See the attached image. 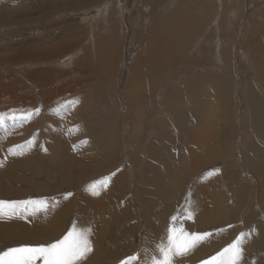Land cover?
I'll list each match as a JSON object with an SVG mask.
<instances>
[{"label":"rangeland","instance_id":"1","mask_svg":"<svg viewBox=\"0 0 264 264\" xmlns=\"http://www.w3.org/2000/svg\"><path fill=\"white\" fill-rule=\"evenodd\" d=\"M152 1L144 3V0H105V3L96 6L95 9L83 8V10L62 12L53 17L44 18L43 23V18L39 19L40 17L35 16L33 21L21 23L20 26L23 25L27 30L26 34H15L9 39L2 35L14 27L19 29L20 26L0 27V75L9 73L7 79L13 75L14 78L11 77V79L16 85L25 83L27 86L25 88L22 85L19 88V95L27 94L33 97L30 106L17 110L14 114H12L14 112L12 109L0 113V116L4 118V123L0 125L1 153L11 154L9 149L12 146L25 144L30 139L35 140L34 145L25 149L26 160L17 166L16 176L6 180L7 186L15 194L0 192V200L21 201L30 198H47L51 205L46 211L30 215L26 219L23 216L0 218V250L20 245H40L54 242L62 238L75 224L79 229H91L88 238L92 244V251L78 264H120L121 260L137 252L140 253L138 264H151V257L158 255L157 245L161 242L166 243L167 229L171 223L170 218L177 215L182 218V221H178V223L183 222L187 231L212 232L213 235L187 255L175 257L173 264H200L202 260L226 247L241 232L248 231L250 224L254 226L255 234L250 236L253 237L251 238L252 241L249 237L243 243V249H247L244 250L241 264H259L258 258H260L259 261H264V251L258 247L261 245V240L264 239V202L262 200L264 180L260 177L264 170L259 175L255 171L257 168H254L245 157L244 150L246 151V143L251 135V127H247V123L242 124L240 120L241 115L245 113V109L240 106V95L243 94L244 86L256 79L257 76L256 70L251 65L250 54H247L250 43L245 45L246 32L244 31L245 28L247 31L254 27L258 28L260 25L262 26L261 23H264V0H156V5L154 4L155 0ZM32 2L35 3L36 0H32ZM104 4L108 8L105 10L106 12L103 11ZM6 5L0 1V8H4ZM219 5L222 7L220 8ZM28 6L29 4L24 0H13L10 5H7L10 8L16 7L21 12L27 11ZM25 7L27 8L25 9ZM114 9L115 11H113ZM36 17L37 19H35ZM256 18L257 21L259 18L260 24L256 23L257 21L254 23ZM215 19L218 20L215 21ZM119 20L120 22H118ZM64 22L81 23L80 29L88 31L87 36L84 37L83 45L73 44L70 49L61 51L62 55L58 53L55 57L38 61L39 65L35 61H31V63L30 61L23 63L2 61L4 57L13 56L16 53L22 54L15 47L23 41L21 38L27 34L25 41L32 42L38 37L45 38L48 43L43 44V46L49 48L51 45L53 47L55 44L61 45L72 42L75 39L76 29H71L72 35H64L62 32L65 27ZM195 27L200 28L199 31ZM209 27L211 28L209 29ZM52 36L56 38L52 39ZM106 37L109 39L108 41ZM151 37L153 41L151 40L152 42L149 44ZM222 38L223 40H220ZM204 40H207V44ZM8 42H11V46L8 45ZM208 43L212 44L209 45ZM156 44L159 47L160 44H163L164 47L159 48ZM216 45L222 48L227 45L223 48L229 51L223 61L226 62V65L223 64L222 58H217L221 50ZM198 47L200 48L198 49ZM206 49L209 51V57L204 54L205 60L202 59L203 56L199 51L205 53L207 52ZM197 50L200 56L196 53ZM108 51H114V54H117V58L115 56L113 60L115 62L114 67L112 65L107 66L109 64L107 60L111 57ZM156 51L158 54L162 51L160 53V55L162 54L160 58L162 63L165 64L166 62L167 66H177L175 73L178 76H169L166 79L167 82L161 81L163 84L157 85L159 90L157 89V94H155L153 93V83H151L152 89L149 88L151 91L147 87L149 86V77L140 74L142 75L140 81L143 82L144 80V83L139 88H144L140 91L141 93H137L130 88V82L133 78L132 70L139 62L147 67L149 64H151L149 66H153L155 61L149 54H157ZM65 53L69 58L62 61L59 57ZM84 53H86V57L93 54L90 58L93 59L94 57V61L92 60L94 63L86 60L88 57L84 58ZM85 65L88 67L89 72H87L90 73L87 76L77 71L79 69L86 70ZM38 66L48 68L47 71L43 72L46 76L48 75L49 79H45L46 81L53 80V82L50 80V86L37 81L33 86H30V82L32 84V81L40 78V75L42 79L47 78L44 74L33 72ZM111 67L114 69L112 70ZM49 70L51 75L48 73ZM94 72L100 75H98L99 78ZM25 73L27 77L24 76ZM211 73L227 74L232 80L230 82L232 84L230 101L235 104V107L229 108L230 113L227 118L229 125L226 126V122L223 121L222 123L217 122L218 115L221 113L218 114L219 111L211 107L208 100L200 98V108L202 107L201 112L204 114L197 116L198 119L200 117L198 122L190 121L191 124L187 123L191 125H188V130L191 131H188L190 135L185 137V141H183L179 127L170 118L172 113L165 110V108L168 109V106L165 107L167 104L165 99L167 100L170 93L175 94L177 90L181 89V83L184 81L186 83L191 76ZM161 76H159L160 79L163 78ZM15 84L13 83V88L7 87L13 90ZM37 85L43 86L47 90L44 89L45 91H43ZM63 85L66 92L74 91L76 93L71 96L68 93V96L62 95L60 97L51 93L47 94L50 88H59ZM3 86L5 87L4 84ZM166 88L169 90L168 92ZM88 89L92 93H87ZM147 90L148 94L152 92L153 95L152 93V96L149 94L146 101L141 97ZM138 94L141 97L136 98ZM83 95L87 97L82 99ZM132 96L133 100L134 98L136 101L140 100L141 106L139 108L137 105L135 108L130 103ZM186 96L187 94L182 95L181 104L183 106L190 104V100L188 101L189 98ZM175 101L174 99L175 105L171 103L169 106L174 111L178 104ZM184 101L186 103H183ZM66 106L68 109L74 107V110L69 111ZM129 107L133 109L130 110ZM27 113H32L34 118L24 119L23 116ZM187 114H189L188 110ZM131 115L133 117L137 115V117L134 119ZM113 116L114 118H112ZM50 117L56 118L57 122L51 120ZM159 119L167 123L166 126H161L160 134L163 133L164 135H159L153 124ZM24 121H28L26 122L28 125L19 123ZM73 122L74 124H72ZM109 122H111L110 125ZM60 123L64 126H60ZM57 128H61L64 139L66 136V140H69L68 142L65 140L66 147L62 143L65 141L51 139L52 135L57 133ZM70 132H74L75 137L70 135ZM67 135L74 137L73 140L71 141ZM204 135L207 137L203 138ZM9 136H14L10 143H8ZM196 136L197 138H195ZM179 137L181 142H179ZM161 140L168 142L166 145L171 146L169 151L171 154L173 153L169 155L170 153L163 152L164 157L167 156L168 161L172 162L170 166L173 167V170L169 167L168 173L164 170L167 168L164 166L167 163L159 153L158 146H161ZM90 142L93 144L92 146ZM65 149L70 150L74 156L64 157ZM14 151L18 152L19 149ZM215 152L220 155L215 156ZM158 159L163 162H158ZM16 160L17 158H15L12 166ZM87 160H90V165L96 162L95 165H99V168L91 171V173L85 172L84 175H81L79 173L81 166L78 164L82 162L84 164ZM151 160H155V163L151 164L162 171L159 176L161 178L159 184L157 176L155 180H149L150 183H148V164ZM66 167H71L74 170L69 176L68 172L62 171ZM23 175L25 176L23 177ZM114 177H116V181ZM81 179H83L82 183H80ZM93 183L98 186V195L93 194L89 188ZM235 183H240L238 192L233 189ZM18 191L22 193H16ZM65 193H72V195L65 198ZM235 193L239 194L238 198L235 197ZM64 204H66L67 209L62 210ZM189 210L192 212V219H183L185 212ZM63 215H65L64 218ZM249 218H253V220L250 221ZM26 224L29 228H26ZM258 224L261 229L257 227ZM54 226H58L57 231L54 234H48L47 231L54 230ZM44 230L46 231L44 232ZM23 233L26 234L23 236ZM258 233L262 236H257ZM260 264H264V262H260Z\"/></svg>","mask_w":264,"mask_h":264},{"label":"bare ground","instance_id":"2","mask_svg":"<svg viewBox=\"0 0 264 264\" xmlns=\"http://www.w3.org/2000/svg\"><path fill=\"white\" fill-rule=\"evenodd\" d=\"M1 2H4V3H6L7 5H10V2L11 1H13V0H0ZM34 1V0H33ZM146 1L148 2V1H152V0H144V3H146ZM154 1V0H153ZM152 1V2H153ZM167 1V0H166ZM235 1V0H234ZM238 1V0H237ZM24 2H27V4H29V6H28V10L27 11H23V12H21V11H19L16 7H7V5L6 6H4V8H0V27L1 26H12V27H14V26H20L21 25V23L23 24L24 22H26V21H29V20H32V19H34L33 17H35V16H38V17H40L39 19H41V18H43L42 20V23L44 22V18H50V17H53L55 14H60V13H62V12H68V11H73V10H83V8L85 9V8H96V6L98 7L99 5L101 6L102 5V3L104 2L105 3V0H36V2L34 3V2H32V0H24ZM158 2V1H157ZM107 3V2H106ZM160 3V2H159ZM224 3V2H223ZM233 3V2H232ZM236 3V2H235ZM25 4V3H24ZM149 4V3H148ZM155 5H156V0H155V3H154ZM237 4V3H236ZM181 5V4H180ZM224 5H225V3H224ZM145 6V5H144ZM225 6H227V4L225 5ZM224 6V7H225ZM216 7V6H215ZM219 7H220V5H219ZM219 7H216V8H219ZM221 7H222V5H221ZM220 7V8H221ZM228 7V6H227ZM226 7V8H227ZM232 7V6H231ZM234 7V6H233ZM236 8H237V6H235ZM27 7H25V9H26ZM100 8V7H99ZM212 8V7H211ZM225 8V9H226ZM21 9V8H20ZM108 8H107V5L106 4H104V7H103V11L104 12H106L105 10H107ZM157 9V8H156ZM224 9V8H223ZM232 9V8H231ZM234 9V8H233ZM97 10V9H96ZM119 10V9H118ZM227 10V9H226ZM236 10V9H235ZM91 11H93V10H91ZM112 11V10H111ZM113 11H115V9L113 10ZM117 11V10H116ZM124 11V10H123ZM158 11V10H157ZM221 11V10H220ZM225 11V10H224ZM232 11V10H231ZM75 12V11H74ZM79 13H80V11H78ZM85 12V11H84ZM86 12L88 13V11L86 10ZM85 12V13H86ZM205 12H207V10H205ZM222 12V11H221ZM220 12V13H221ZM225 12H227V11H225ZM225 12H223V13H225ZM145 13H146V11H145ZM158 13V12H157ZM218 13V12H217ZM222 13V14H223ZM82 14V13H81ZM206 14V13H205ZM208 14V13H207ZM213 14V13H212ZM226 14V13H225ZM118 15V14H117ZM221 15V14H220ZM227 15V14H226ZM93 16V15H92ZM91 16V17H92ZM103 16V15H102ZM109 16H110V14H109ZM116 16V15H115ZM217 16V15H216ZM224 16V15H223ZM118 17V16H117ZM256 17V16H255ZM119 18V17H118ZM159 18V17H158ZM195 18V17H194ZM203 18V17H202ZM219 18H221V17H219ZM224 18V17H223ZM35 19H37V17L35 18ZM157 19V18H156ZM200 20V19H199ZM216 20H218V19H215V21ZM224 20V19H223ZM222 20V21H223ZM33 21V20H32ZM64 21V20H63ZM72 21V20H71ZM70 21V22H71ZM77 21V20H76ZM155 21V20H154ZM157 21V20H156ZM177 21H179V20H177ZM257 21V18H256V20H254V23ZM258 21H259V18H258ZM256 22V23H259V22ZM261 21V20H260ZM67 22V21H66ZM66 22H64L65 23V27H64V29H63V34L64 35H68V34H71L70 32H71V29H76L75 31V36H74V40H72V42L70 41V43L69 42H66V43H63V44H61V45H57V44H55L53 47H52V45L50 46L51 48H49V47H44L43 46V44H47L48 43V40H45V38H35V39H33L32 40V42H28V41H25V37H27L28 36V34L27 35H25L24 37H22L21 38V40H23L21 43H19V45L17 46V47H15L16 49H18V51H20V52H22V54L21 55H19L18 53H16V54H14L13 56L12 55H10V56H7V57H4L3 59H2V61L3 60H7V61H18V62H25V61H30V63H31V61H35V62H37V65H39L38 64V61H43L44 59H47V58H50V57H55L56 56V54H58V53H60L61 51H63V50H67V49H70L71 48V45H73V44H79V45H83L82 43H83V41H85L84 40V37L85 36H87V34H88V31L86 30V29H80V24L79 23H74V22H72V24H70V22L69 23H66ZM107 22V21H106ZM109 22V21H108ZM118 22H120V20L118 21ZM176 22V21H175ZM200 22V21H199ZM219 22V21H218ZM218 22H216V23H218ZM220 22H221V20H220ZM252 22V21H251ZM47 23V22H46ZM122 23H123V21H122ZM142 23H143V21H142ZM174 23V22H173ZM208 23V22H207ZM215 23V22H214ZM223 23H225V22H223ZM48 24V23H47ZM110 24H111V22H110ZM177 24V23H176ZM199 24V23H198ZM260 24V23H259ZM262 24V26L260 25L258 28H255L254 27V25H253V29H250V30H247L246 31V28H245V31L244 32H246V35H245V33H244V35L246 36V39H245V45L246 44H249V47H248V52L249 53H247V54H250V59H251V65H252V68L253 69H255L256 70V74H257V76H256V79H254L253 81H251L249 84H247V85H245L244 86V89H243V94L242 95H240V97H241V105L240 106H242L241 108H243V109H245V115L243 114V115H241L242 116V118H240V120H241V122H242V124H248V125H246L247 127H251V135H250V138H249V140L247 141V143H246V151L244 150V154H245V157H246V159H247V161L250 163V164H252L253 166H254V168H257V169H255V171H257L258 173H259V175H260V173H263V170H264V23H261ZM26 25V24H25ZM24 25V26H25ZM107 25V24H106ZM123 25V24H122ZM205 25V24H204ZM213 25V24H212ZM220 25V24H219ZM223 25V24H222ZM221 25V26H222ZM225 25V24H224ZM223 25V26H224ZM90 26V25H89ZM111 26H112V24H111ZM124 26V25H123ZM179 26V25H178ZM196 26V25H195ZM202 26V25H201ZM222 26V27H223ZM243 26V25H242ZM244 26H245V24H244ZM250 26V25H249ZM257 26V25H256ZM21 27H23V25L22 26H20V28L19 29H17V27H14L13 29H16L15 31L13 30V29H11L10 31H8V32H5V34L4 35H2V36H4L5 38H7V39H9L12 35H24V34H26V32H27V30H26V28L25 27H23V28H21ZM121 27V26H120ZM134 27V26H133ZM161 27V26H160ZM177 27V26H176ZM180 27V26H179ZM191 27V26H190ZM213 27L215 28V26L213 25ZM221 27V28H222ZM247 27V26H246ZM251 27V26H250ZM250 27H248V28H250ZM25 28V29H24ZM113 28V27H112ZM181 28V27H180ZM189 28V27H188ZM196 28V27H195ZM195 28H193V29H195ZM206 28V27H205ZM211 27H209V29H210ZM220 28V29H221ZM228 28V27H227ZM243 28V27H242ZM130 29V28H129ZM183 29V28H182ZM197 30L198 29H200V28H196ZM202 29V28H201ZM219 29V28H218ZM222 29H224V27L222 28ZM30 30H31V28H30ZM62 30V29H61ZM81 30V31H80ZM94 30V29H93ZM121 30H122V28H121ZM190 30V29H189ZM233 30V29H232ZM33 31H36L35 29H33ZM80 31V32H79ZM173 31V30H172ZM176 31V30H175ZM194 31V30H193ZM196 31V30H195ZM194 31V32H195ZM199 31V30H198ZM197 31V32H198ZM217 31V30H216ZM216 31H214V32H216ZM222 30H220V32H221ZM143 32V31H142ZM192 32V31H191ZM193 32V33H194ZM200 32H202L201 30H200ZM223 32V31H222ZM232 32H234V31H232ZM79 33V34H78ZM108 33H110L109 32V30H108ZM113 33V32H112ZM155 33V32H154ZM193 33H191V34H193ZM90 34V33H89ZM156 34V33H155ZM210 34H212V33H210ZM72 35V34H71ZM92 35V34H91ZM109 35V34H108ZM111 35V34H110ZM195 35V34H194ZM203 35H205L204 33H203ZM213 35V34H212ZM212 35H211V37H212ZM221 35V34H220ZM61 36V35H60ZM88 36H90V35H88ZM107 36V35H106ZM113 36H116V35H114L113 34ZM159 36V35H158ZM188 36V35H187ZM197 36H200V35H197ZM53 38L52 39H54V38H56L55 36H52ZM68 37V36H67ZM67 37H65L66 39H67ZM71 37V36H70ZM69 37V38H70ZM73 37V36H72ZM108 37V36H107ZM106 37V38H107ZM134 37H135V35H134ZM141 37V36H140ZM178 37V36H177ZM203 37V36H202ZM210 36H209V38H211ZM223 37H225V36H223ZM88 38V37H87ZM109 38H110V36H109ZM111 38H112V35H111ZM143 38V37H142ZM152 38V37H151ZM150 38V40H149V44H150V42H152L153 41V38L151 39ZM190 38H192V37H190ZM103 39V38H102ZM105 39V38H104ZM140 39V38H139ZM155 39H157V38H155ZM159 39V38H158ZM203 39V38H202ZM205 39V38H204ZM217 39V38H216ZM226 39V38H225ZM100 40V39H99ZM109 39L107 38V41H108ZM152 40V41H151ZM183 40V39H182ZM207 40H209V39H207ZM207 40H204V42H205V44H207ZM220 40H223V38L222 39H220ZM59 41V40H58ZM116 41V40H115ZM156 41V40H155ZM177 41V40H176ZM189 41V40H188ZM196 41H197V39H196ZM210 41H212V40H210ZM214 41V40H213ZM216 41V40H215ZM219 41V40H218ZM228 41V40H227ZM86 42H87V40H86ZM98 42H100V41H98ZM102 42V41H101ZM182 42V41H181ZM199 42H200V40H199ZM220 42V41H219ZM115 43H117L118 44V42H115ZM148 43V42H147ZM160 43V42H159ZM226 43V42H225ZM241 43V42H240ZM10 44V45H9ZM53 44V43H52ZM100 44H102V43H100ZM111 44H113L112 42H111ZM164 44V43H163ZM163 44L161 45L160 44V47L158 46V44H156V46H158L159 48H161V46H163ZM178 44V43H177ZM199 44V43H198ZM209 44V43H208ZM210 44H212V43H210ZM209 44V45H210ZM214 44V43H213ZM220 44V43H219ZM223 44H224V42H223ZM8 45L9 46H11V42H8ZM75 45V46H76ZM116 45V44H115ZM121 45V44H120ZM154 45H155V43H154ZM153 45V46H154ZM170 45V44H169ZM168 45V46H169ZM189 45H190V43H189ZM192 45H194V44H192ZM225 45V44H224ZM230 45V44H229ZM242 45V44H241ZM244 45V44H243ZM147 46H148V44H147ZM179 46V45H178ZM199 46H200V44H199ZM204 46V45H203ZM208 46V45H207ZM218 48L220 47V46H218V45H216ZM223 46V45H222ZM13 47V46H12ZM82 47V46H81ZM80 47V48H81ZM110 47V46H109ZM121 47H123V46H121ZM145 47V46H144ZM150 47V46H149ZM151 47H152V45H151ZM164 47V46H163ZM162 47V48H163ZM185 47V46H184ZM195 47V46H194ZM225 47H227V45L225 46ZM224 46H223V48H225ZM243 47V46H242ZM8 48H10V47H8ZM7 48V49H8ZM74 48V47H73ZM86 48V47H85ZM116 48V47H115ZM120 48V47H119ZM154 48V47H153ZM159 48H158V51H159ZM193 48V47H192ZM200 47H198V49H199ZM204 48V47H203ZM208 48H209V46H208ZM207 48V49H208ZM222 47H220V50H221V52L220 53H218V56H217V58L219 57V58H222L221 60H222V62L224 61V57L226 58L227 57V55H228V53H229V51H228V49L227 50H224ZM244 48H245V46H244ZM82 49V48H81ZM101 49V48H100ZM107 49V48H106ZM118 49V48H117ZM155 49H157V48H155ZM167 49V48H166ZM196 49H197V44H196ZM207 49L205 50V51H207ZM210 49V48H209ZM216 49V48H215ZM215 49H214V51H215ZM87 50H88V48H87ZM122 50V49H121ZM146 50H147V48H146ZM151 50V52H152V49H150ZM161 50H163V49H161ZM176 50V49H175ZM203 50V49H202ZM219 50V51H220ZM247 50V49H246ZM69 51V50H68ZM73 51V50H72ZM158 51H156L157 52V54L156 53H150L149 55H151L153 58V60L155 61L154 62V65L153 66H149V65H151V64H149L148 65V67L146 66V65H142L140 62V64L139 63H137L135 66H134V68H133V78H132V82H130V88L131 89H133V90H135V92H137V93H139L141 90H142V88H144V87H142V88H139V86L142 84V83H144V80H143V82H141L140 80V76H148L149 78V80H148V84H149V86H147L148 87V89L151 87V83H153V88H154V91H153V93H155V94H157V91L159 90L158 89V86H159V84H161L162 82L161 81H164L165 80V82H167L166 81V79H168L169 78V76L170 77H173V76H178L177 75V73H175V71H176V67L175 66H167L166 65V62H165V64L164 63H162V61H160V58H161V56H162V54L160 55V53H162V51L158 54ZM196 51V50H195ZM204 51V50H203ZM211 51V50H210ZM98 52V51H97ZM105 52V51H104ZM109 52V51H108ZM117 52V51H116ZM115 52V53H116ZM164 52V51H163ZM166 52V51H165ZM202 51H199V53L200 54H202L201 56H203L204 54H205V56H208L209 57V51H207V52H205V53H201ZM70 53V52H69ZM92 53V52H91ZM103 53V52H102ZM110 54H111V57L109 58V57H106L108 60V62L107 63H109V64H107V66L108 65H112V67H114V57L117 55H115L114 54V51L112 52V51H110L109 52ZM144 53V52H143ZM196 53H198V50H197V52ZM199 53H198V55H199ZM213 53V52H212ZM216 53H217V50H216ZM222 53V54H221ZM10 54H12V53H10ZM61 54V53H60ZM94 54H96V53H94ZM119 54V53H118ZM211 54V53H210ZM62 55V54H61ZM93 55V54H92ZM92 55L90 56V57H92ZM103 55H106V54H103ZM148 55V54H147ZM156 55H157V57H156ZM160 55V56H159ZM171 55V54H170ZM181 55V54H180ZM195 55V54H194ZM197 55V54H196ZM197 55V56H198ZM215 55V54H214ZM200 56V55H199ZM205 56H203L202 57V59L205 57ZM216 56V55H215ZM230 56V55H229ZM228 56V57H229ZM88 57V58H87ZM86 57V53H84V58H87L86 60H88L89 62L90 61H94V57H93V59H91L89 56H87ZM99 57V56H98ZM164 57V56H163ZM171 57H173V56H171ZM181 57V56H180ZM211 57V56H210ZM59 58H61V60L62 61H66L68 58H69V56L65 53V55H63V56H61V57H59ZM83 58V59H84ZM116 58H117V56H116ZM148 58V57H147ZM170 58V57H169ZM176 58V57H175ZM187 58V57H186ZM54 59H56V58H54ZM91 59V60H90ZM101 59H102V57H101ZM148 59H150V58H148ZM165 59V58H164ZM188 59V58H187ZM195 59V58H194ZM199 59V58H198ZM201 59V58H200ZM205 59V58H204ZM208 59V58H207ZM228 59V58H227ZM206 60V59H205ZM209 60V59H208ZM46 61V60H45ZM51 61V60H50ZM85 61V60H84ZM84 61H83V65L85 64L84 63ZM92 61V62H93ZM96 61V60H95ZM116 61V60H115ZM148 61V60H147ZM164 61V60H163ZM166 61V60H165ZM178 61V60H177ZM184 61V60H183ZM186 61V60H185ZM188 61H189V59H188ZM197 61H199V60H197ZM220 61V60H219ZM135 62V61H134ZM170 62V61H169ZM172 62V61H171ZM173 62H174V60H173ZM7 63V62H6ZM10 63V62H9ZM29 63V62H28ZM44 63V62H43ZM91 63V62H90ZM94 63V62H93ZM150 63V62H149ZM193 63V62H192ZM198 63V62H197ZM220 63V62H219ZM33 64V63H32ZM86 64H88V63H86ZM199 64V63H198ZM208 64V63H207ZM207 64H205V65H207ZM223 64L224 65H226V62H223ZM36 65V66H37ZM89 65V64H88ZM172 65V64H171ZM177 65V64H176ZM205 65H203V67H205ZM223 65V66H224ZM30 66V65H29ZM35 66V67H36ZM86 66V70H81V69H79V70H77L78 72H80V73H82V75H89L90 73H88L89 71L87 70V65H85ZM104 66V65H103ZM189 66V65H188ZM200 66V65H199ZM105 67V66H104ZM111 67V68H112ZM196 67V66H195ZM209 67V66H208ZM226 67V66H225ZM11 68V67H10ZM78 68V67H77ZM96 68V67H95ZM94 68V69H95ZM103 68V67H102ZM189 68V67H188ZM193 68V67H192ZM30 69V68H29ZM28 69V70H29ZM32 69V68H31ZM61 69V68H60ZM92 69H93V67H92ZM97 69V68H96ZM106 69V68H105ZM114 68H112V70H113ZM196 69V68H195ZM210 69V68H209ZM4 70H6V69H4ZM48 70V68H45V67H40V66H38L37 68H36V71H33V70H31V71H33L34 73H41V74H44V72L43 71H47ZM89 70H90V67H89ZM98 70V69H97ZM96 70V71H97ZM205 70V69H204ZM37 71H40V72H37ZM88 71V72H87ZM92 70H90V72H91ZM221 71V70H220ZM7 72V71H6ZM8 72H9V70H8ZM26 72V71H25ZM76 72V71H75ZM99 72V74H100V71H98ZM213 72V71H212ZM214 72H215V70H214ZM213 72V73H214ZM50 75H51V71L49 70V72H48ZM93 73V72H92ZM95 73V72H94ZM112 73V72H111ZM213 73H211V74H198V75H196V76H191L190 78H188L187 79V81H186V83H185V81H184V83L182 82L181 83V89H179V90H177V92L174 94L173 92L172 93H170L169 94V96H167V100L165 99V103H167V104H165V107H167L168 109H166L165 108V110H169L171 113H172V117H170L171 119H173V123H176V125L179 127V130L181 131V133H182V130H184V129H186L187 130V134L185 135V136H183V139H184V141H185V137H187V136H189L190 134L188 133V131L190 132L191 130H188V125L189 126H191L190 124V121H195V122H198V120H200V117H199V119H198V115H200V116H202L203 114H202V112H201V108H200V98H202V99H206V100H208L209 101V103H210V106L211 107H214V109H216V110H218L219 111V113L218 114H220V115H218V118H217V122H219L220 121V123H222V121L223 122H226L225 124H226V126L227 125H229V120L227 119L228 117H229V113H230V109H231V107L232 106H234L235 107V104L234 103H232L231 101H230V97H232V93H231V88H232V84L230 83L232 80H231V78L227 75V74H213ZM9 74V73H8ZM7 74V75H8ZM11 74V73H10ZM22 74H23V72H22ZM27 74H30V72H27ZM31 74H33V73H31ZM97 73H95V75H96ZM99 74H97V76L99 75ZM106 74V73H105ZM140 74H142V75H140ZM7 75H6V73H2L1 75H0V113H2V111H7V110H13L14 112L12 113V114H14L17 110H21V109H23V108H25L26 106H30V104H32V101H33V97L32 96H28L27 94H25V95H19L20 93L18 92L19 91V88L22 86V85H24L25 86V88H27V86H26V84L25 83H23V84H18V85H16L15 84V82H13L14 80H12L11 79V77H13L14 78V76L12 75H10L11 77L9 78V79H7ZM45 75V77H47L46 76V74H44ZM82 75H80V76H82ZM108 75V74H107ZM163 76V78L162 79H160V77L159 76ZM191 75V74H190ZM19 76V75H18ZM24 76H26L27 77V75H26V73H25V75ZM32 76V75H31ZM30 76V77H31ZM52 76H54V74H52ZM100 76V75H99ZM99 76H98V78H99ZM126 76H127V74H126ZM161 76V77H162ZM21 77V76H20ZM94 77H96V76H94ZM188 77V76H187ZM22 78V77H21ZM35 78H36V76H35ZM23 79V78H22ZM45 79H49L48 77L47 78H44V79H42V77H41V75H40V78L38 77L37 78V80H33L32 81V84H31V82H30V86L32 85L33 86V84H35V82L37 81V82H43V85L44 84H47V85H51V81L53 82V80H49V81H46ZM52 79H54V78H52ZM147 79V78H146ZM145 79V80H146ZM3 80V81H2ZM20 80V79H19ZM151 80V81H150ZM18 81V80H17ZM16 81V82H17ZM29 81V80H28ZM170 81V80H169ZM169 81H168V83H169ZM23 82V81H22ZM45 82V83H44ZM13 83L15 84V86H14V89L12 90V89H10L9 87H7V86H10V87H12V85H13ZM167 83V84H168ZM3 84L5 85V87L3 86ZM129 84V83H128ZM147 84V83H146ZM163 84V83H162ZM138 85V86H137ZM158 85V86H157ZM38 86V85H37ZM46 86V85H45ZM143 86H145L144 84H143ZM141 87V86H140ZM166 87V86H165ZM167 87H168V85H167ZM13 88V87H12ZM38 88H41L43 91H45V90H47V88L45 89L43 86L42 87H39L38 86ZM45 89V90H44ZM138 89H139V91H138ZM151 89H152V87H151ZM158 89V90H157ZM11 90V91H10ZM41 90V91H42ZM132 90V91H133ZM150 90V89H149ZM166 90H167V88H166ZM40 91V92H41ZM145 91V90H144ZM151 91V90H150ZM169 90H167V92H168ZM85 92V91H84ZM87 93H92V91L91 90H87L86 91ZM85 92V93H86ZM166 91H164V93H167ZM171 92V91H170ZM43 93V92H42ZM49 93H51V94H54V95H57V97H60V96H62V95H65V96H68L69 94L68 93H70V96L72 95V94H74V93H76V92H74V91H67L66 92V90H65V86L63 85V86H61V87H59V88H54V89H51L50 88V91L49 92H47V94H49ZM141 93V92H140ZM152 93V92H151ZM151 93H149L150 94V96H152L153 95V93H152V95H151ZM46 94V93H45ZM68 94V95H67ZM133 94H134V91H133ZM136 94V93H135ZM148 90H147V92L144 94V96H143V93H142V96L143 97H141L140 96V94H138L137 96H136V98L138 97V96H140L142 99H144V100H146L147 101V97H148ZM173 94V95H172ZM187 94V96L186 97H188L187 99H188V101L190 100V104H189V106H188V104L186 105V106H183V104H181V99H182V95H186ZM163 95V94H162ZM168 95V94H167ZM78 96V95H77ZM84 97H82V99L83 98H85V97H87L86 95H83ZM139 98V97H138ZM235 98V97H234ZM60 99V98H59ZM174 99L176 100L175 102L177 103L178 102V104L176 105V109H175V111H174V109H171L169 106H170V104L172 103V104H174L173 102H174ZM129 100V99H128ZM134 100H135V98H134ZM133 100V96H132V101L130 102V103H132L134 106H135V108H136V105L138 106V108L141 106V103H140V100H138V101H134ZM205 100V101H206ZM130 101V100H129ZM182 101H183V99H182ZM204 101V100H203ZM204 101V102H205ZM229 101V102H228ZM170 102V103H169ZM129 103V104H130ZM183 103H186V101H184ZM202 103V102H201ZM144 104V103H143ZM175 105V104H174ZM207 105V104H206ZM33 106V105H32ZM128 106H130V105H128ZM143 106H145V105H143ZM18 107H20V109H18ZM67 107V106H66ZM132 107V106H131ZM131 107H129L130 108V110L131 109H133V108H131ZM147 107V106H146ZM108 108V107H107ZM111 108V107H110ZM142 109H144L143 107H141ZM208 108V107H207ZM230 108V109H229ZM59 109H61V108H59ZM63 109V108H62ZM128 109V108H127ZM228 109H229V111H228ZM32 110V109H31ZM64 111H67V110H69V111H73L74 110V107H71V108H69L68 109V107H67V110L66 109H63ZM187 110H188V113L189 114H187ZM213 110V109H212ZM76 111V110H75ZM106 111H108L107 109H106ZM136 111V110H135ZM140 112L142 111V110H139ZM144 111V110H143ZM130 112V111H129ZM128 112V113H129ZM138 112V111H137ZM149 112V111H148ZM157 112V111H156ZM209 112V111H208ZM49 113V112H48ZM109 113H110V110H109ZM134 113H136V112H134ZM54 114V113H53ZM112 114V113H111ZM132 114H133V112H132ZM136 114H138V113H136ZM142 114V113H141ZM170 114V113H169ZM72 115V114H71ZM70 115V116H71ZM74 115L76 116V114H75V112H74ZM115 115V114H114ZM214 115V114H213ZM132 116V115H131ZM135 116V115H134ZM139 116H140V113H139ZM133 117V116H132ZM135 117H137V115L135 116ZM135 117H133L134 119H135ZM246 117V118H245ZM30 118H34L33 117V114L31 115V117ZM76 118V117H75ZM112 118H114V116L112 117ZM119 118V117H118ZM132 118V119H133ZM144 118V117H143ZM48 119H49V116H48ZM50 119L51 120H55V122H57L56 120V118H51L50 117ZM129 119V118H128ZM141 119V118H140ZM203 119V118H202ZM75 120V119H74ZM83 120V119H82ZM112 120V119H111ZM164 120H166V119H164ZM228 120V121H227ZM60 121V120H59ZM69 121V120H68ZM109 121V120H108ZM107 121V122H108ZM134 121V120H133ZM140 121V120H139ZM204 121V120H203ZM26 122H28V121H26ZM25 121L24 122H19L20 124H22V125H28L27 123H26ZM63 122V121H62ZM70 122V121H69ZM124 122V121H123ZM129 122V121H128ZM166 122V121H165ZM162 119H159V120H157V121H155L153 124H154V127H155V130H157L158 131V134L159 135H162L163 133H161L160 134V132H161V126L163 127V126H166L167 125V123H165ZM190 123V124H187V123ZM52 123V122H51ZM89 123V122H88ZM110 123L111 122H109L108 124L110 125ZM114 123V122H113ZM194 123V122H193ZM203 123V122H202ZM66 124V123H65ZM70 124V123H69ZM72 124H74V122L72 123ZM106 124V123H105ZM135 124H136V122H135ZM180 126H179V125ZM197 124V123H196ZM244 124V125H245ZM11 125V124H10ZM56 125H57V123H56ZM56 125H54V126H56ZM172 125V124H171ZM59 126V125H58ZM57 126V127H58ZM60 126H64V125H61V123H60ZM194 126V125H193ZM67 128H68V126H67ZM174 128H176V127H174ZM198 129V128H197ZM200 129V128H199ZM65 130V129H64ZM125 130V129H124ZM130 130V129H129ZM196 130V129H195ZM202 130V129H201ZM205 130V129H204ZM12 131H14V130H12ZM62 129L60 128H57V133L56 134H54V135H52V138L51 139H53L54 141H65L66 140V136H65V139H64V137H63V134H62ZM203 131V130H202ZM65 132V131H64ZM68 132H69V130H68ZM206 132V131H205ZM208 132V131H207ZM78 134V133H77ZM204 134V133H203ZM70 135H72V136H74L75 137V133L74 132H70ZM83 135V134H82ZM129 135V134H128ZM164 135V134H163ZM193 135V134H192ZM206 135V134H205ZM204 135V136H205ZM68 136V138L72 141L73 140V138L74 137H72V136H69V135H67ZM203 136V135H202ZM130 137V136H129ZM157 137V136H156ZM161 137V136H160ZM168 137V136H167ZM192 137H194V136H192ZM207 136H205V137H203V138H206ZM224 137V136H223ZM72 138V139H71ZM131 138V137H130ZM164 138V137H163ZM195 138H197V136L195 137ZM211 138V137H210ZM14 139V136H9V140H8V143H10L12 140ZM1 141H2V138L0 137V144H1ZM67 141V140H66ZM66 141H65V143L64 142H62L63 144H65V147H66V145H67V143H66ZM69 141V140H68ZM67 141V142H68ZM139 141V140H138ZM149 141V140H148ZM71 143V142H70ZM166 144H168V142L166 141V142H164V141H162L161 140V143H160V145L161 146H158L159 147V153H160V156L161 157H164V154H163V152H165V153H170V151H169V148H171V146L169 145H166ZM90 145L92 146L93 144L90 142ZM203 145V144H202ZM87 146V145H86ZM71 147V146H70ZM147 148V147H146ZM163 148H165V150H163ZM149 149V148H148ZM152 150H153V147L151 148ZM188 149V148H187ZM228 150V149H227ZM226 150V151H227ZM20 151V150H19ZM18 151V152H19ZM17 152V153H18ZM150 152V151H149ZM24 153H25V150H24ZM216 153H218V152H215L214 154H215V156L216 155H220L219 153L218 154H216ZM223 153H224V151H223ZM7 155H5V154H3V153H1V150H0V166H1V168H0V192H3V193H5V194H11V193H13V194H15V192H13V191H11L10 190V188L7 186V184H6V180H8V178H13V177H15L16 176V174H15V172H16V169H17V166L18 165H20V164H22V163H24L25 162V160H26V155H20V154H10V153H6ZM65 156L64 157H66V156H68V155H72V156H74L72 153H71V151L69 150H66L65 149V151H64V153H63ZM173 154V153H172ZM171 153L169 154V155H172ZM227 154V153H226ZM144 155V154H143ZM17 156V157H16ZM15 158H17V160H16V162L14 163V165L12 166V163L14 162V160H15ZM145 158V157H144ZM170 159V158H169ZM164 161H165V163H167V164H165L164 166L165 167H167L166 169H164V170H166V172L168 173V168L169 167H171V169L173 168L172 166H170L171 164L170 163H172V162H170V161H168V159H167V156L166 157H164V159H163ZM12 161V162H11ZM89 161L90 160H87V162L85 161V163L83 164V162L82 163H80V164H78V165H80L81 166V168L79 169V173L81 174V175H84V173L85 172H87V173H91V171H94V170H96V169H98L99 168V165H95L96 164V162L95 163H93V164H91L90 165V163H89ZM163 162V161H161V160H159L158 159V162ZM149 162V161H148ZM155 163V160H151L150 161V163L148 164V173H149V175H148V183H150V181L149 180H155V178H156V176L158 177V184L160 183V174H161V170L159 169L158 170V168L155 166V165H153V164H151V163ZM174 163V162H173ZM139 164V163H138ZM8 165V166H7ZM6 166V167H5ZM140 166V165H139ZM138 166V167H139ZM147 166V165H146ZM162 166H163V164H162ZM4 167V168H3ZM229 167V166H228ZM227 167V168H228ZM67 168V169H66ZM64 170L62 169V171H65V172H68V173H66V174H68V176L70 175V173H72V172H74V170H73V168H71V167H66ZM146 168V167H145ZM144 168V169H145ZM226 168V169H227ZM85 170V171H84ZM173 170V169H172ZM259 170V171H258ZM70 171V172H69ZM145 171H147V170H145ZM157 171H158V174H157ZM64 172V173H65ZM142 172V171H141ZM172 171H170V173H171ZM123 173V172H122ZM173 173V172H172ZM80 174H79V176H80ZM124 174V173H123ZM242 174V173H241ZM119 175H120V173H119ZM119 175H117V176H119ZM25 175H23V177H24ZM81 177V176H80ZM83 177V176H82ZM260 177L262 178V180H264V173L262 174V175H260ZM84 180H85V178H84ZM114 180L116 181V177H114ZM83 182V179H81V181H80V183H82ZM211 184V183H210ZM209 184V185H210ZM117 185V184H116ZM264 186V185H263ZM116 187H118V185L116 186ZM239 188H240V183H235L234 184V186H233V189L234 190H236V192H238V190H239ZM264 188V187H263ZM16 193H22V192H16ZM238 195L239 194H236L235 193V197L236 198H238ZM262 200H263V202H264V195H263V197H262ZM68 202V201H67ZM151 204H152V202H151ZM65 206V208H63V210L64 209H67V207H66V204H64ZM151 207V206H150ZM65 217V215H63V218ZM63 218L61 217V220H63ZM250 219V221L251 220H253V218H249ZM256 227V226H255ZM257 227H259L260 228V226H259V224L257 225ZM253 228H254V226H252L251 224H250V226H249V228H248V231H246L245 233H249L250 235L249 236H247V237H245V240H247V238H249L250 236H252V235H254L255 234V232L253 231ZM261 229V228H260ZM259 230V229H258ZM26 233H23L22 235L24 236ZM263 234V233H262ZM264 235V234H263ZM257 236H262L260 233H258L257 234ZM251 238H253V237H250V239ZM249 239V240H250ZM251 241H252V239H251ZM246 242H248V241H246ZM250 242V241H249ZM264 245V239L263 240H261V245ZM244 245V244H243ZM243 245H242V247H243ZM258 245V244H257ZM256 245V246H257ZM259 246L258 245V247H261V248H259V249H262L263 251H264V248H262V247H264V246ZM246 246H248L247 244H246ZM250 247H251V244H250ZM253 247V246H252ZM254 248H256V247H254ZM247 249V248H246ZM246 249H244V250H246ZM254 250V249H253ZM257 250V249H256ZM260 252H261V250H260ZM263 253V252H262ZM255 256V255H254ZM261 257V256H260ZM255 258V257H254ZM264 258V257H263ZM248 259V258H247ZM260 260V258H258V262H259V264H260V262H264V261H259Z\"/></svg>","mask_w":264,"mask_h":264},{"label":"snow or ice","instance_id":"3","mask_svg":"<svg viewBox=\"0 0 264 264\" xmlns=\"http://www.w3.org/2000/svg\"><path fill=\"white\" fill-rule=\"evenodd\" d=\"M32 113L24 114V119H30ZM15 118V117H13ZM4 118L0 116V125ZM35 140L30 139L25 144L14 145L9 149L13 154H24V150L34 145ZM19 149L17 153L14 150ZM46 151V149H45ZM105 186L107 180L104 182ZM91 192L98 195V186L93 183L89 186ZM65 198L72 193H65ZM47 198L26 199L21 201L0 200V218L30 215L46 211L50 207ZM167 229L166 243L157 245L158 255L151 257V264H173L174 258L190 253L195 247L212 237V232H189L183 226L182 218L174 215ZM183 219L191 220L192 212L186 211ZM231 227V226H229ZM219 231V230H218ZM91 229H79L75 224L60 239L40 245H20L0 250V264H78L92 251V244L88 238ZM249 233L241 232L231 243L214 255L202 260L200 264H241L244 249L242 247L245 237ZM140 253L137 252L120 261V264H138Z\"/></svg>","mask_w":264,"mask_h":264},{"label":"crops","instance_id":"4","mask_svg":"<svg viewBox=\"0 0 264 264\" xmlns=\"http://www.w3.org/2000/svg\"><path fill=\"white\" fill-rule=\"evenodd\" d=\"M186 134H187V130H186V129L182 130V133H181L182 139H183V136H185ZM182 139H181V140H182ZM183 141H184V139H183ZM179 142H181V141H180V137H179ZM156 178H157V177H156ZM63 208H64V207H63ZM63 208H62V210H63ZM0 226H1V225H0ZM26 228H29L27 224H26ZM57 228H58V226H54V227H53L54 230H48L47 233H48V234H54V233L57 231ZM39 229H40V228H39ZM0 230H1V229H0ZM27 231H28V230H27ZM45 231H46V230H44V232H45ZM47 233H46V234H47Z\"/></svg>","mask_w":264,"mask_h":264}]
</instances>
